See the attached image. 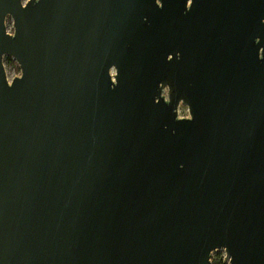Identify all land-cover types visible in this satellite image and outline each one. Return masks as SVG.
I'll use <instances>...</instances> for the list:
<instances>
[{
    "label": "water",
    "instance_id": "obj_1",
    "mask_svg": "<svg viewBox=\"0 0 264 264\" xmlns=\"http://www.w3.org/2000/svg\"><path fill=\"white\" fill-rule=\"evenodd\" d=\"M216 248L264 264V0H0V264Z\"/></svg>",
    "mask_w": 264,
    "mask_h": 264
},
{
    "label": "rangeland",
    "instance_id": "obj_2",
    "mask_svg": "<svg viewBox=\"0 0 264 264\" xmlns=\"http://www.w3.org/2000/svg\"><path fill=\"white\" fill-rule=\"evenodd\" d=\"M6 29L9 32L13 31V21L10 15L6 16L5 19ZM3 63L6 71V75L10 80L13 76L19 75L21 70L18 62L10 55L5 54L3 56ZM178 115L180 116H187L189 115L188 107L186 104L179 103L178 105ZM224 249L223 248H216L212 250L210 255V262L209 264H217L220 259L224 257Z\"/></svg>",
    "mask_w": 264,
    "mask_h": 264
},
{
    "label": "clouds",
    "instance_id": "obj_3",
    "mask_svg": "<svg viewBox=\"0 0 264 264\" xmlns=\"http://www.w3.org/2000/svg\"><path fill=\"white\" fill-rule=\"evenodd\" d=\"M29 3V0H23V6H27ZM10 86H14L13 83H9ZM194 119V116H193Z\"/></svg>",
    "mask_w": 264,
    "mask_h": 264
},
{
    "label": "trees",
    "instance_id": "obj_4",
    "mask_svg": "<svg viewBox=\"0 0 264 264\" xmlns=\"http://www.w3.org/2000/svg\"><path fill=\"white\" fill-rule=\"evenodd\" d=\"M217 264H226V262H224V260H223V258H222V259H220V260L218 261Z\"/></svg>",
    "mask_w": 264,
    "mask_h": 264
}]
</instances>
